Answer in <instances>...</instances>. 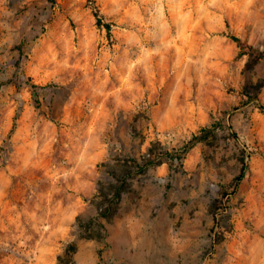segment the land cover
I'll return each instance as SVG.
<instances>
[{"label":"clouds","instance_id":"obj_1","mask_svg":"<svg viewBox=\"0 0 264 264\" xmlns=\"http://www.w3.org/2000/svg\"><path fill=\"white\" fill-rule=\"evenodd\" d=\"M0 264H264V0H0Z\"/></svg>","mask_w":264,"mask_h":264}]
</instances>
